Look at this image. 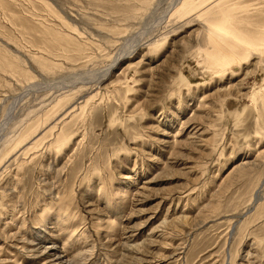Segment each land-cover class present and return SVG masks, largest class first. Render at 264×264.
Returning a JSON list of instances; mask_svg holds the SVG:
<instances>
[{
    "label": "rangeland",
    "instance_id": "obj_1",
    "mask_svg": "<svg viewBox=\"0 0 264 264\" xmlns=\"http://www.w3.org/2000/svg\"><path fill=\"white\" fill-rule=\"evenodd\" d=\"M231 2L248 29L264 16V0ZM182 3L0 0V264H42L43 240L69 264H132L125 225L142 254L153 240L151 264H264V135L245 96L264 70L216 78L197 12L172 14ZM82 81L96 96L64 121L65 146L48 135L2 158Z\"/></svg>",
    "mask_w": 264,
    "mask_h": 264
},
{
    "label": "bare ground",
    "instance_id": "obj_2",
    "mask_svg": "<svg viewBox=\"0 0 264 264\" xmlns=\"http://www.w3.org/2000/svg\"><path fill=\"white\" fill-rule=\"evenodd\" d=\"M247 10V5H235V3L231 2V0H183V3L175 8L172 14L175 16L183 17L186 16V14H192L191 12H197V18L200 20L199 23L203 26V32L199 37L200 40L204 41V47L201 51L205 56L206 66L208 67V70L215 75L216 78L226 77V80L228 79V81H231V78L235 76L248 63H251L252 65H254V67H256V65H259L264 70V16L260 20L254 19L252 24H250L252 29H248L246 26L247 22H242V19H244L242 13L246 12ZM259 12L264 13L263 10ZM251 58H256V61L251 62ZM7 65L11 67L10 64ZM110 68L111 66L105 70V72L101 75V78L99 77V80H95L97 86L101 83L104 76L108 74ZM84 83L82 81V83H80L81 87L77 88L75 91L76 94L82 95L77 100L76 97L75 99L73 97L71 98L69 94L70 92L66 93L67 89L63 93H61L62 91H59L57 98L58 100H56L51 105L50 110L46 113L45 118L33 124L26 132H22L18 136H16L15 140L12 142L13 144L10 146V149L1 154L2 158H4L9 153H14V151L17 149L23 150L28 148L27 151H29L32 147L38 145L42 140H44L45 136L48 135L53 137V141L49 142L48 148H59V146H65L66 141L65 134L63 133V127L66 122L64 121L69 116L72 117V115L77 110H85L87 105L90 104L96 96V94L91 95L90 91V88H94V86L92 85L87 87L86 85V87H84ZM87 83H90V81ZM72 86L69 85L65 88L70 87L69 90H72ZM97 86L95 87V89L97 88ZM61 87L60 90L62 89ZM227 96L233 98L231 93ZM236 96L243 97L244 94L239 91V95ZM245 96L247 97V99H249L250 105L255 111L256 120L258 122L257 131H255V133L256 135H259L260 133L264 135V78L262 84L257 86V88H252L249 91V94ZM79 100H81V103L79 102ZM243 109L244 108H242V110ZM194 128H196V126H194L193 129ZM165 133L168 132L166 131ZM177 135L178 134H176V136ZM176 136L173 137L174 140ZM190 137H192V135H190ZM255 139L256 140H254V142L260 144L259 137H255ZM162 140L164 141V139H161V141ZM174 140L173 143H170L168 140H165L164 143L165 145H169L168 147H171L172 144L174 145L176 143V141ZM77 144H80V142ZM126 178L130 179V176H127ZM192 193L189 192V194ZM179 196L180 195H178V197ZM178 197L176 196L172 200L177 201ZM252 198L253 204L256 203V205L257 202L261 200V202L257 206L260 207L262 212H264V181H262L260 183V186L255 190ZM252 208L253 207L251 206V208H249L247 212H250ZM135 227L125 225L122 228V234L125 238V242L123 244V250H125L124 253H126L127 251L128 253L135 255L136 258H134V261H130L132 264H151L153 260L150 254L151 251H149V247L150 244H152L153 240L150 239L148 243L149 245L146 244L147 253L142 254L143 249L141 248L143 247L141 246L144 245L130 244L135 240ZM82 236L83 231H81L80 233V237ZM159 237L161 236L159 235ZM77 241L78 239H75L73 243L65 241L64 247L67 245H69L70 247H72L73 245L75 246L77 244ZM83 242L86 243L87 238H84ZM41 243H44V240L43 242L40 241L35 244L43 247V252L41 251V254H45V252L47 253L46 256L43 255L45 256V258L43 259L45 262L43 261L42 264H69L68 260H62L63 258L60 257H55V259L53 258L54 254L48 253L50 252V250H53L55 248L54 242L50 243L48 246ZM37 250L35 249L34 252L36 251L37 253ZM85 252H87V249L77 251L73 258H77L78 256L82 257L86 254ZM139 254L142 255L140 256ZM125 256V254H122V258H120V260L118 261L119 264H124V262L122 261L125 260L123 258ZM156 259L158 258L156 257Z\"/></svg>",
    "mask_w": 264,
    "mask_h": 264
}]
</instances>
